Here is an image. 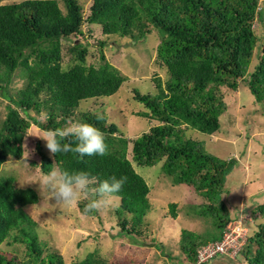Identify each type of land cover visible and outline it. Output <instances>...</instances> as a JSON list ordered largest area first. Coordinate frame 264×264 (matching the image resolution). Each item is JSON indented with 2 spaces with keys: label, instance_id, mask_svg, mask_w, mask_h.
<instances>
[{
  "label": "trees",
  "instance_id": "1",
  "mask_svg": "<svg viewBox=\"0 0 264 264\" xmlns=\"http://www.w3.org/2000/svg\"><path fill=\"white\" fill-rule=\"evenodd\" d=\"M62 3L65 11L57 0L0 5V95L8 101L0 122V169L8 160L23 157L31 126L44 131L67 127L69 122L90 123L103 132L107 154L80 158L71 152L47 155L40 148L41 172L47 175L56 167L85 171L98 181L127 177L115 195L120 201L117 223L126 236L143 239L141 228L151 208L150 187L133 162L146 167L160 164L175 184L193 188L208 201L196 209L197 214L212 219L214 233L206 238L188 230L181 233L182 264H196L197 250L220 241L227 224L239 217V206L231 215L223 197L238 162L210 155L203 143L186 136V131L217 133L220 118L228 109L225 92L235 93L242 84L264 112V3L260 8L259 0H91L86 16L78 0ZM256 21H260V36L255 32ZM83 26L88 32L95 26L103 35L136 43L152 34L159 39L156 53L168 79L165 86L158 79L154 92L148 94L134 90V99L145 110L138 116L152 126L132 141L109 122L107 114L97 120V113L78 111L81 101L111 97L126 81L106 59L103 42L99 44L100 64L86 65L87 46L77 43L84 37ZM66 42L72 44L74 64L64 70L62 50ZM256 47L257 62L249 72ZM18 74L24 87L11 92ZM69 139L74 147L75 138ZM38 203L34 189L17 188L13 176L0 177V247L19 244L26 250L23 261L0 253V264H65L60 253L45 251L36 233L37 223L26 212L27 206ZM176 209V204L170 205L173 218L177 217ZM256 209L252 216L264 218V204ZM255 228L238 253L246 264H264V223ZM219 256L227 255L218 254L202 264ZM76 264L108 262L93 251Z\"/></svg>",
  "mask_w": 264,
  "mask_h": 264
},
{
  "label": "rangeland",
  "instance_id": "2",
  "mask_svg": "<svg viewBox=\"0 0 264 264\" xmlns=\"http://www.w3.org/2000/svg\"><path fill=\"white\" fill-rule=\"evenodd\" d=\"M22 1L25 0H0V5ZM57 1L65 11L62 0ZM78 2L86 16L91 0ZM263 3L264 0H259L260 8ZM91 28V32H88V27L83 26L84 37L77 40V43L87 46L86 65L100 64L99 44L103 42L105 46L102 52L106 59L120 71L126 81L111 97L81 101L78 111L107 114L109 122L116 124L123 136L132 141L152 126L145 118L138 116L145 110L134 99V90L148 94L154 92L158 79L164 86L168 79L167 70L160 66L156 53L159 39L152 34L136 43L118 36L103 35L99 27ZM255 32L257 36L262 33L260 21L255 22ZM71 45L66 42L63 46L64 70L74 64ZM256 62L257 47L248 67L249 72L254 70ZM23 87L24 81L18 74L11 92ZM225 102L228 109L220 118L221 127L217 133L206 135L196 129H189L186 136L201 141L210 155L237 160L236 168L228 177L225 187L227 191L223 197L231 207V215L239 206L245 215L256 218L254 222L249 217L242 220L249 233L255 234V227L264 223V218L259 213V217L252 216V212L264 204V112L258 108L249 88L243 84L235 93L225 92ZM6 104L8 101L0 95V122L5 118ZM45 119L42 115L41 122ZM43 134L42 129L31 126L24 141L23 157L8 160L0 169V177L13 176L17 188H32L37 192L39 203L27 206L26 212L37 223L36 233L44 244L45 251L60 253L65 264H76L93 251H97L108 264H182L184 254L180 250V239L183 230L202 238L214 233L212 219L197 214L196 209L208 201L195 193L193 188L175 184L172 177L162 172L160 164L146 167L137 166L133 162L136 172L150 187L151 208L141 228L145 236L143 239L126 236L120 231L116 217L120 201L116 196L112 197L111 203L102 211H93L91 214L84 212L88 203L86 199H80L72 206L58 203L44 184L43 178L46 175L40 170V148L45 154H52L46 141L39 137ZM128 158L132 161L131 147ZM171 204L177 205L176 218L171 214ZM0 253L8 259H26L25 247L19 244L4 243L0 247ZM235 258L219 256L210 264H246L241 255L238 254Z\"/></svg>",
  "mask_w": 264,
  "mask_h": 264
},
{
  "label": "clouds",
  "instance_id": "3",
  "mask_svg": "<svg viewBox=\"0 0 264 264\" xmlns=\"http://www.w3.org/2000/svg\"><path fill=\"white\" fill-rule=\"evenodd\" d=\"M96 119L103 120L104 117L102 114L98 113L96 115ZM39 137L46 141L48 150L53 154L71 152L78 154L80 158H83L84 156L93 155L105 156L108 150L103 132L87 122H69L68 126L64 128L44 130L43 136ZM72 137H74L76 141L74 147L69 139ZM43 180L44 184L52 192V197H54L56 201L62 205L72 206L80 199L88 200L84 209V212L87 214L93 211H102L105 207H107L111 203L112 197L122 190L127 181V177L117 178L116 176H112L109 179L98 181L96 177L91 176L85 171L69 172L67 170L62 171L53 168L49 174L44 176ZM250 216L251 215L248 214L245 215L244 211L241 212L240 209L239 217L233 219L229 223L237 221L241 217L246 220V217L250 218ZM250 219L252 221L253 218ZM254 220L255 219H253V222ZM243 224L245 226V222H243ZM245 228L248 230L246 226ZM250 235L251 233H249L248 230V236L245 244L237 251L236 254L233 256H227L232 259H236L235 256H237L239 251L246 245Z\"/></svg>",
  "mask_w": 264,
  "mask_h": 264
},
{
  "label": "built area",
  "instance_id": "4",
  "mask_svg": "<svg viewBox=\"0 0 264 264\" xmlns=\"http://www.w3.org/2000/svg\"><path fill=\"white\" fill-rule=\"evenodd\" d=\"M244 218L231 222L220 241L209 243L200 247L197 251V263H205L216 255H230L233 256L245 244L248 236V230L242 222Z\"/></svg>",
  "mask_w": 264,
  "mask_h": 264
},
{
  "label": "water",
  "instance_id": "5",
  "mask_svg": "<svg viewBox=\"0 0 264 264\" xmlns=\"http://www.w3.org/2000/svg\"><path fill=\"white\" fill-rule=\"evenodd\" d=\"M151 246H154V244H151Z\"/></svg>",
  "mask_w": 264,
  "mask_h": 264
}]
</instances>
